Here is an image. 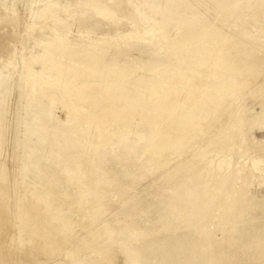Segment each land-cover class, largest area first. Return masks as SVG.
<instances>
[{"label":"bare ground","instance_id":"obj_1","mask_svg":"<svg viewBox=\"0 0 264 264\" xmlns=\"http://www.w3.org/2000/svg\"><path fill=\"white\" fill-rule=\"evenodd\" d=\"M71 1L75 0H33L40 6L32 8L31 16L35 21L43 20L37 24L42 29L38 36L47 38V47L42 54L29 55L32 61L41 60L43 67L41 71L29 68L25 75L29 92L23 90L25 104L20 118L8 117L11 101L1 88L9 77L4 69H10L15 60L10 55L0 57V192L14 194L11 205L18 209L20 218L41 208L46 217L69 229L64 233L45 224L49 248L65 243L66 255L70 256L82 253L83 247L92 251L90 260H82L80 255L69 264H93L108 242L119 243L117 249L123 251L124 264H220V254L235 250L238 242L240 245L243 240L248 243L258 237L263 244L264 228L260 223L249 228L247 221L241 223L244 216L240 221L234 216L232 224L223 219L229 238H218L211 226L196 228L212 206L226 216L235 212L231 185L235 177H244L242 168L235 174V156L231 159L217 151L212 155L208 150H221L231 138L228 131L236 112L229 113L234 104L226 99V91L234 85V91L242 92L243 87L263 77L264 31L248 33L242 10L253 1L229 5L228 0H142L144 4L155 2L147 3V13L133 0L126 2L133 9L123 5L117 8L120 0H76L77 5L99 8L68 13ZM206 1L217 4L218 9H207L202 5ZM61 7L63 12L59 11ZM194 8L196 11L189 15ZM145 19L157 25L141 27L139 21ZM227 52L232 54L227 56ZM44 84L54 91L41 88ZM260 87L264 89V78ZM255 90L258 94L257 87ZM208 96L212 102H200ZM60 97H66V120L57 114L58 105L54 106V100ZM148 106L156 108L152 114L146 112ZM248 120L250 128L264 129V104L262 111ZM78 121L82 128L76 125ZM220 124L227 127L223 138L215 143L210 140L212 144L204 148L205 153L192 154L180 168L172 169L163 183L166 186L160 185L167 191L168 201L161 191L146 193L143 185L139 190L135 187L144 171L156 172L162 167L167 172L166 166L200 144L204 131ZM256 167L264 175V167ZM119 193L125 198L114 209L113 198ZM261 199L255 200L256 205H264V196ZM94 208L97 213L88 215L86 210ZM209 211L212 213V209ZM157 219H161V225ZM33 227L42 229L38 222ZM19 229L20 244L30 245L23 228ZM15 262L28 264L19 257ZM44 263L35 259L32 264Z\"/></svg>","mask_w":264,"mask_h":264},{"label":"rangeland","instance_id":"obj_2","mask_svg":"<svg viewBox=\"0 0 264 264\" xmlns=\"http://www.w3.org/2000/svg\"><path fill=\"white\" fill-rule=\"evenodd\" d=\"M1 1L2 0H0V20H2L3 18L5 20L3 19L2 21H0V57L8 58V56L10 55V57H12V59L15 60V62L13 61V65L11 64L10 69L9 68H6V70L4 69V73L8 74L9 77L12 76L14 81H12L13 80L12 77L10 79L8 77V80L6 79V81L3 82V85H5V86L3 87V85H2L1 88L7 91V93L5 91V93H6L5 95H6V97L8 96L7 99L9 101H11L10 102L11 104L10 103L9 104L12 107L10 106V109H9L10 111L8 112V117L10 116L11 118H13L15 116V118H20L24 113L23 103L25 102V98L22 96V94L24 93V91L29 92V88L24 83V79L26 78L25 75L28 74L29 68L36 70V71H41V69L43 67V65L41 64L42 63L41 60H40V63H39V61H34V60L32 61L31 57H32L33 53H34V55H39L41 52L42 53L44 52L45 48L47 47V45L45 43L47 38H45V36H40V35L38 36V32L40 33V31L42 29H40V27H39L40 25H37V24H41L39 22H42L43 20L36 19L37 21H35V19H32V16H31V15H33L32 14L33 9H35L36 7L38 8L40 6L39 3H34L33 0H3L2 2ZM30 1H32L31 4H30ZM82 1L87 2L86 0H82ZM115 1H117V0H115ZM252 1H253V5L246 7L245 9L243 8L242 10H243L244 17L246 18V22H247L245 24L246 31L248 33H250L251 35H255V34H258V32H260V31L261 32L264 31V0H252ZM3 2L6 4H4ZM75 2H76V0L71 1V3H70L71 9H67L68 13H72L74 9H75L74 12L76 13L79 10L86 11V10H90V9H98L99 8L98 6H93L90 4H85L84 6H80V5H77ZM126 2H127V0H120V2L118 1V3H121V4H117L116 7L121 8V5H123V6H128L129 9H133L132 8L133 5L129 4V3H127L128 4L127 5ZM133 2L135 3V4L134 3L133 4L136 5L137 8H139L137 6V5H139V6H141V8L143 7L142 10L144 9L147 13L150 12V9H149L150 4H151L150 2H153V4L155 3L154 1H150V2H147L150 4L146 3L147 4L146 5V4H144V2H142V0H133ZM228 3H229V5H234L236 3H239L240 5H242L246 2H245V0H228ZM62 4L64 5L65 2H63ZM144 5H146L147 9L144 8L145 7ZM202 5H204L207 9L212 10V11H214V9H216V8L218 9L217 4H211L208 1L202 2ZM72 6H74V8ZM78 6L80 7V9H78ZM6 10H8V11H6ZM59 11L63 12L64 10L61 7L59 9ZM195 11H196V8L192 9V12L190 11L189 15H191ZM9 13H11L12 15H10ZM13 13L15 16L13 15ZM7 15H8V17H7ZM28 15H29V17H28ZM31 19H32V21H31ZM145 20L147 21L146 23H145ZM145 20L139 21L141 23V24H139L141 27H146V25H149L151 23V22L148 23L149 22L148 19H145ZM143 24H145V25L143 26ZM152 24L155 26V25H157V22L152 20L151 25ZM169 32L170 33H168V36L171 37V31H169ZM181 33H183V30L181 32H178V34L175 36H180ZM145 41H147V40H145ZM130 43H131V45H133L134 41H131ZM12 45H13V47H12ZM14 47H17V48L14 49ZM22 50H24V52ZM20 51H22V53L25 57L22 55V53H20ZM15 52H17V54ZM230 54H232V52H227L225 55L228 56ZM29 55H31V57ZM22 56L24 57V59ZM17 58H18V60H17ZM28 58L31 61H29ZM19 59H20V61H19ZM135 60H138V59H135ZM25 62H26V64H25ZM34 62H35V64H34ZM23 64H25V67L23 66ZM20 65H21V67H19ZM8 69L11 70V72L13 71L16 74L14 75V73L12 72V75H11V72ZM52 72L56 73L55 70ZM263 78H264V73H263V77H261V80L259 78L260 81H256L255 83L249 84V86L243 87V89L241 90L242 92L238 93V92L234 91V89H233L234 85L233 84H232L233 87L231 86L229 88V89L232 88V90L226 91V94H225V96L227 95L226 99L231 100L232 103L234 104V105L230 106L229 111L230 110L231 111L229 113L236 112V116H237V117L236 116L232 117L233 123L229 127L228 132L231 134V138L229 139V141L227 143H224L226 145L222 144L223 145L222 147H225L226 150H224V148L222 150V147L219 148L222 150V152H221V150H218V149H214L212 152H211V150H208V153L210 151L209 154H212V155H214L217 151L218 155L219 154H221V155L224 154L226 156L229 155V156H231V159L233 156H235L234 157L235 159H232V161L234 162V167L236 166V168H237L236 170L234 168L235 174L237 176L238 169L242 168L243 169V175H244V177L241 175L240 176L238 175L239 177H235L236 180H234L232 182L234 186H235V184L237 185L238 183H240L241 187L239 186V184H238V186H235V187L231 185V188L234 189L233 192H232V189L230 190L231 191L230 193L232 195L231 197L232 198L234 196L236 197V198L235 197L233 198V200H235V209H234L235 212L233 211V213L227 214V216H228L227 217L226 214H222L221 212L218 213L219 210H216L217 208H214L215 206H212L213 208L211 207L207 211L210 214L211 212L209 210L212 209V213L213 212L214 213L213 214L211 213L209 216V214L206 212L205 213L206 216L203 217V219H202L203 222L201 221V223L199 222L196 224L197 230L199 228H202L205 225L211 226L212 231L215 232V234L218 238H222V237L229 238V232L226 231L227 232L226 233L224 231L225 230L224 227L227 226L226 228H228V225H223L224 224L223 219L225 220V217H226L227 221L230 224H232V222L234 220L236 221V219H237L238 221H240L241 217L244 216L243 219H241L242 220L241 223H243V222L246 223V221H247V225L249 228H250V226H254V224H256V223H260L261 228H264V217H263L264 215H261V217L259 215V214H264V211H263L264 209L262 210L259 208V206L261 208H264V205L263 204H262V206L260 204L259 205L257 204L258 206L256 205V201H261L262 200L261 198H263V196H264V180H263L264 175L256 167V166H260V165L264 167V152H263V150H264V148H263L264 147V129H260V128L257 129L258 127L257 128L256 127L250 128L251 122H249L250 120H248V119H252L253 117L256 116V114L258 112L262 111V105L264 104V99H263L264 89L262 87H260V85L263 81ZM9 81H11L13 83H10ZM257 82L259 83V85L256 86L257 89L259 90L258 94L256 92L257 90H255L256 89L255 84ZM6 83H7V86H6ZM9 83H10L11 88H8ZM18 83H19V85L20 84L21 85L19 86ZM252 85H254L253 86L254 88L252 87ZM16 86L18 87V89L16 88ZM47 86H48L47 84H44L41 88H45V90H47V91H54V88H51L49 86L47 87ZM12 87H14V88H12ZM93 87H95V86L93 85ZM8 89H9V92H8ZM10 92H11V94H10ZM19 94H20V96H19ZM61 94H64V92L62 91ZM9 96L10 97L13 96V99L14 100L16 99V100L14 101ZM65 98L66 97H60L58 100H54L55 108H57V105H58L56 112L63 120L67 119V113H68L67 107L65 105V100H66ZM18 100H20V102ZM241 100H242V102H241ZM21 102H22V104H21ZM200 102L201 103L205 102L204 104H206L208 102H212V99L210 98V96H208V97H206V99L203 98V100ZM18 103L20 106L18 105ZM14 106H15V108H13ZM13 109L15 110L16 113L14 112ZM153 109H156V108L152 107V106H148L146 109V112L148 114H152ZM234 109H236V110L234 111ZM11 110H13V111H11ZM17 110H18V112H17ZM241 112H243V113H241ZM18 114L20 117L18 116ZM135 119L139 121L138 117H136ZM237 121H238V123H237ZM76 125L80 128H82V126H83L81 121L80 122L78 121L76 123ZM216 127H218V128H216ZM216 127L214 128L216 133L214 130L204 131L203 135H202L203 140H199L200 144L198 142V145L193 147L192 151H190L187 154H185L184 156H182L183 158L180 157V159H182V160L179 159V160H177L178 162L174 161V162H176V163L173 162L174 164H176L175 166H174V164L171 163L169 165V167L168 166H166V168L164 167L167 172H165V170H163L162 167L159 168L160 170L158 169V171H156V172L144 171L145 175L142 173V175H144L142 177V179L138 180L137 182L135 181V187L143 185L142 187L145 188L143 191L146 193L147 192L161 191V193L165 197V201H168L169 195H168L166 190L160 189L161 188L160 185L166 186V185H164V184H166L164 181H167L168 175L173 173L174 169L177 170L178 168H180L181 165H183L185 163V161H187L192 154H194L197 151H203V153H205L204 148L207 145L208 146L206 148H208L213 142L215 143L216 141L223 138V136L225 135L224 133L227 132L226 131L227 127L224 125H221V124L219 126L217 125ZM224 127H226V128H224ZM20 128H21V126L19 127V129ZM211 131H212V133H211ZM210 138H213V139H210ZM210 140L212 141V143L210 142ZM208 142H210V143H208ZM256 143H257V145H256ZM261 145H263V146H261ZM239 146H241V147H239ZM235 149L238 151H236ZM214 151H215V153H214ZM240 152H242V153L240 154ZM243 153L245 156H242ZM251 153H253V154H251ZM246 155H247V157H246ZM251 156H254V157H251ZM237 157H239V158L241 157V158L238 159ZM257 157L260 159H258ZM254 158H256L255 162H252V160ZM236 159H237V163H236ZM244 159H245V162H244ZM180 161H183V162H180ZM8 163H10V162L8 161ZM177 165H178V167H177ZM172 166H174V167H172ZM246 167L248 170L246 169ZM248 171H250L251 173ZM248 173H250V174H248ZM252 173H258V174H252ZM245 174H248L249 178ZM157 176L158 177L161 176L160 179ZM165 176H166V178H165ZM262 176H263V178H262ZM241 177H243L244 179ZM163 178H165V180H163ZM157 179H159V181H155ZM161 179H162V181H161ZM242 179H243L244 183L241 181ZM157 182H159V183H157ZM227 183L230 185L229 181H227ZM229 185H227V186L229 187ZM246 185H247V187H246ZM146 187H147V189H146ZM240 188L241 189L243 188L242 189L243 192L241 191ZM150 189L152 191H150ZM244 189H245V191H244ZM138 190H139V187H138ZM238 191H240V192H238ZM236 192H238L240 194V196ZM235 193H236V195H235ZM13 195H11L8 192H3V193L0 192V198L2 201V205H0V264H20L18 262H15V257L22 258V260H25V262L28 264H32L35 259L44 261L45 262L44 264H55V263L69 264L71 261H73V259H75V257H78L80 255H81L80 257L82 260H90L91 259V255L93 253L91 250H89L86 247H83L84 249L86 248L85 250H83V248L81 249L82 253L81 252H79V253L73 252L74 254L72 253L73 254L72 256H70L71 254L66 255V254H69V252H66L68 248L66 246L67 244H65V243L63 244L64 246L60 245V246H57L56 248H49L48 244L45 242V238H46V234H47L46 233L47 229L45 228V224H50L54 230H62L64 233H68L69 229L66 228L64 225L53 222L50 218L46 217L41 208L38 209L37 212H32L30 214L23 215L20 218V214H19L18 209L15 206L11 205V202H12V204H14V202H13L14 196ZM237 196L240 198H238ZM124 198H125V195L119 193L115 198H113L114 200L112 199L113 201H115V203H117V204L113 203L112 208L115 209L120 203H123ZM253 198H255V199H253ZM252 199L254 201L255 200L256 201L254 202ZM252 202H254L255 205H251V204H253ZM236 203H239V204L236 205ZM238 205H240V206L237 207ZM254 211H256L255 212L256 214H254ZM260 211H262V212L260 213ZM86 212L88 215H91V216H93L97 213L95 208L94 209H87ZM244 212H245V214H244ZM246 212H247V214H246ZM235 213H236V215H235ZM257 213H259V214H257ZM207 214H208V216H207ZM214 214L216 217H214ZM218 214L220 217L218 216ZM221 214L225 215V216L223 217ZM241 214H242V216H240ZM248 214L252 215V216H249ZM245 215H247V217ZM256 215H257V217H256ZM234 216H237V218ZM248 216H249V218H248ZM206 217H208V218H206ZM229 217H233V218L230 219ZM159 218H161V217H159ZM257 218L259 221L257 220ZM160 220L161 219H157V221H156V222H158V225H161ZM204 220H205V222H204ZM260 220H261V222L263 220V222L261 223ZM19 222H20V224H18ZM36 222H38L39 227L42 229H36L33 227L36 224ZM207 223L208 224L210 223L211 225L210 224L208 225ZM251 223H252V225H251ZM198 225H199V227H198ZM24 226H27V229H24L25 228ZM19 228H23V231H24L23 236L28 237V239L31 241L30 245L24 247L23 245L20 244V242H21L20 238L21 237L19 234V230H20ZM98 228H100V226ZM179 228H181V226H179ZM50 236H51L50 239H52V235H50ZM255 239H256V242H255ZM245 241L247 243V240H245ZM243 242H244V240L240 243V245H238L239 242H238V244L236 243L237 248H235V250L237 252H234L235 250H230V249L229 250L227 249L226 251L224 250V252L222 254H220V256H219V262H221L220 264H237V263L238 264H250V263L251 264L252 263L253 264L263 263L264 264V262L262 260L263 255H264L263 254L264 253V248H263L264 243L262 244V242L259 241L258 237H254L251 241L248 240L247 244L249 246L244 242L245 243V247H244ZM70 243H72V242H69L68 244H70ZM250 245L253 249L250 247ZM118 246H119L118 242L117 243L116 242L106 243V246L101 248V252L97 256V260H99V261L96 260L93 264H124L123 251L120 252L117 249ZM246 246H247V248L251 249L252 252L249 249H246ZM255 247L257 248V250L255 249ZM241 248H242V250H241ZM239 250L241 251V253ZM245 252L248 253L250 256L248 254H245ZM251 253H252V255H251ZM257 253H258V255H257ZM227 254H229V255L227 256ZM240 254H242L241 255L242 257L240 256ZM101 257H103L102 260H100ZM239 257H240V260L237 259ZM246 258H248V259H246ZM244 259L246 260V262ZM259 260L262 262H259ZM243 261H244V263H243Z\"/></svg>","mask_w":264,"mask_h":264}]
</instances>
